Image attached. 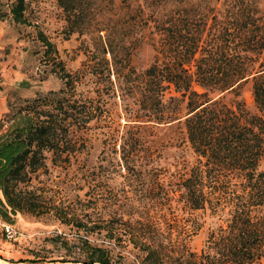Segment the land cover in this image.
Returning a JSON list of instances; mask_svg holds the SVG:
<instances>
[{
  "label": "rangeland",
  "instance_id": "rangeland-1",
  "mask_svg": "<svg viewBox=\"0 0 264 264\" xmlns=\"http://www.w3.org/2000/svg\"><path fill=\"white\" fill-rule=\"evenodd\" d=\"M24 1L19 22L16 0H0V125L10 106L56 93L66 130L25 185L36 212L0 219V250L15 264H82L74 261L86 259L87 242L107 249L112 262L138 264L143 253L125 244L130 236L174 255L210 250L221 221L190 208L182 187L197 160L184 127L186 100L162 82L157 103L144 76L156 58L174 55L172 14L184 0H65V8L62 0ZM189 23H180L182 34L197 24ZM237 99L256 112L250 81ZM159 110L178 118L149 121ZM256 214L264 217V205ZM4 223L15 237L5 236Z\"/></svg>",
  "mask_w": 264,
  "mask_h": 264
},
{
  "label": "trees",
  "instance_id": "trees-1",
  "mask_svg": "<svg viewBox=\"0 0 264 264\" xmlns=\"http://www.w3.org/2000/svg\"><path fill=\"white\" fill-rule=\"evenodd\" d=\"M24 2L16 0L12 9L16 21L23 20ZM62 4L65 8V0ZM156 12L159 20L161 9ZM184 18L189 25L197 23L186 34L178 29ZM172 27L178 40L174 55L161 63L156 58L144 72L154 86L148 96L161 103L162 82H167L186 100L184 127L197 160L182 181L184 196L190 208L209 210L221 223L208 238L210 250L199 254L174 255L151 243L138 245L132 236L121 238L125 244L141 246L138 264H249L264 257V217L256 214L264 205V170L259 169L264 156V0H184L174 7ZM248 81L254 113L237 99ZM227 93L234 96L233 103L224 100ZM56 110L55 93L23 100L4 115L0 125L3 221L11 222L19 212H36L37 203L29 199L25 185L44 164L46 152H57L65 136ZM177 113L159 110L147 117L164 123L177 119ZM86 244V259L75 263L117 264L107 249Z\"/></svg>",
  "mask_w": 264,
  "mask_h": 264
},
{
  "label": "built area",
  "instance_id": "built-area-1",
  "mask_svg": "<svg viewBox=\"0 0 264 264\" xmlns=\"http://www.w3.org/2000/svg\"><path fill=\"white\" fill-rule=\"evenodd\" d=\"M3 231L5 236L8 238H13L17 235V231L15 230V228L8 223L3 224Z\"/></svg>",
  "mask_w": 264,
  "mask_h": 264
},
{
  "label": "crops",
  "instance_id": "crops-1",
  "mask_svg": "<svg viewBox=\"0 0 264 264\" xmlns=\"http://www.w3.org/2000/svg\"><path fill=\"white\" fill-rule=\"evenodd\" d=\"M0 248H3V245L0 243ZM0 264H15L12 261V258L5 255L4 251L0 250Z\"/></svg>",
  "mask_w": 264,
  "mask_h": 264
}]
</instances>
